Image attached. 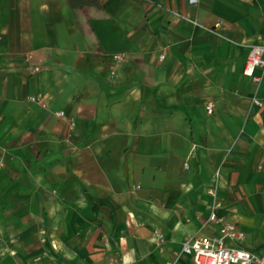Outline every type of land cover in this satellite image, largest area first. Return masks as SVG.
Here are the masks:
<instances>
[{
	"label": "crops",
	"instance_id": "crops-1",
	"mask_svg": "<svg viewBox=\"0 0 264 264\" xmlns=\"http://www.w3.org/2000/svg\"><path fill=\"white\" fill-rule=\"evenodd\" d=\"M262 42L264 0H0V264L264 254Z\"/></svg>",
	"mask_w": 264,
	"mask_h": 264
},
{
	"label": "built area",
	"instance_id": "built-area-1",
	"mask_svg": "<svg viewBox=\"0 0 264 264\" xmlns=\"http://www.w3.org/2000/svg\"><path fill=\"white\" fill-rule=\"evenodd\" d=\"M162 56V55H161ZM115 57H120L115 54ZM256 66L264 69V42L251 44L245 57L243 73L252 75L253 79L259 80V75H253ZM36 99V96H30ZM253 102L258 105L262 101L253 97ZM206 112L211 113L213 110V102L208 100L205 104ZM57 115L63 116L64 111L59 110ZM70 119L69 126L73 125ZM186 166V163H185ZM213 183L208 188V192L212 195L216 194V186ZM138 186V184H135ZM210 219H216L215 214H210ZM243 232L232 222H224L221 224L218 234H199L187 237L181 245V252L189 254L194 264H264V254H258L252 249L241 245H231L226 243V239L240 240ZM166 264H173L168 261Z\"/></svg>",
	"mask_w": 264,
	"mask_h": 264
}]
</instances>
